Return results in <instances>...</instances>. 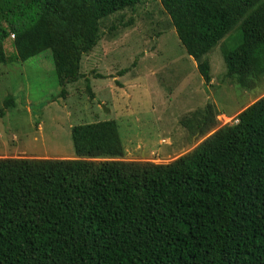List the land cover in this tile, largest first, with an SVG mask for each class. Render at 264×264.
Masks as SVG:
<instances>
[{"label": "trees", "instance_id": "obj_1", "mask_svg": "<svg viewBox=\"0 0 264 264\" xmlns=\"http://www.w3.org/2000/svg\"><path fill=\"white\" fill-rule=\"evenodd\" d=\"M142 1L0 0V63L49 50L73 82L99 21ZM159 1L194 59L241 20L242 42L222 48L227 74L245 90L261 83L264 0ZM198 72L210 81L205 57ZM215 121L207 105L181 124L204 135ZM71 138L75 158L0 157V264H264V95L168 163L120 159L113 119Z\"/></svg>", "mask_w": 264, "mask_h": 264}, {"label": "rangeland", "instance_id": "obj_2", "mask_svg": "<svg viewBox=\"0 0 264 264\" xmlns=\"http://www.w3.org/2000/svg\"><path fill=\"white\" fill-rule=\"evenodd\" d=\"M240 23L204 55L208 83L198 72L204 57L186 53L159 0L102 18L98 42L82 55L73 82L57 74L49 50L0 63V108L8 96L14 99L0 116V157L75 158L72 127L108 119L117 124L122 160L168 163L185 154L220 127L235 124L264 95V74L252 90L227 74L222 48L242 42ZM4 50L16 54L9 40ZM207 105L214 127L204 135L189 132L181 121Z\"/></svg>", "mask_w": 264, "mask_h": 264}, {"label": "water", "instance_id": "obj_3", "mask_svg": "<svg viewBox=\"0 0 264 264\" xmlns=\"http://www.w3.org/2000/svg\"><path fill=\"white\" fill-rule=\"evenodd\" d=\"M105 111H107L108 109L106 107H103Z\"/></svg>", "mask_w": 264, "mask_h": 264}, {"label": "clouds", "instance_id": "obj_4", "mask_svg": "<svg viewBox=\"0 0 264 264\" xmlns=\"http://www.w3.org/2000/svg\"><path fill=\"white\" fill-rule=\"evenodd\" d=\"M204 80V79H203Z\"/></svg>", "mask_w": 264, "mask_h": 264}]
</instances>
